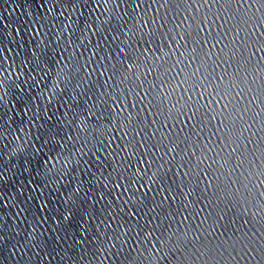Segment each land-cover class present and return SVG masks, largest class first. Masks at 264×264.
<instances>
[{"label":"water","instance_id":"obj_1","mask_svg":"<svg viewBox=\"0 0 264 264\" xmlns=\"http://www.w3.org/2000/svg\"><path fill=\"white\" fill-rule=\"evenodd\" d=\"M0 264H264V0H0Z\"/></svg>","mask_w":264,"mask_h":264}]
</instances>
